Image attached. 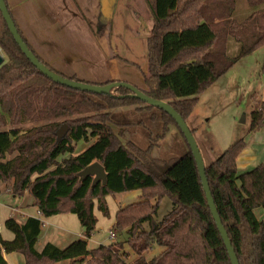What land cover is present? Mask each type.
<instances>
[{
	"label": "trees",
	"instance_id": "16d2710c",
	"mask_svg": "<svg viewBox=\"0 0 264 264\" xmlns=\"http://www.w3.org/2000/svg\"><path fill=\"white\" fill-rule=\"evenodd\" d=\"M144 2L153 27L145 79L149 93L142 92L167 102L185 122L200 94L240 59L264 46V0H245L244 16H239V0ZM18 33L43 65L78 81L50 68ZM231 43L239 46L234 57L228 53ZM0 53L5 60L0 67V183H11L10 193L17 199L29 196L41 218L72 215L83 231L82 239L64 249L48 243L37 252L41 221L26 218L19 224L8 219L4 228L13 239L0 237V264H6L4 255L10 254L21 255L26 264H230L195 161L168 115L127 98L131 93L124 89L114 92L124 97L118 99L54 84L22 55L1 14ZM260 76L264 79V62ZM253 99L249 132L257 133L264 128V103ZM62 123H68L69 130L59 140L56 133ZM136 128L148 132L145 148L121 141ZM172 129L182 143L176 145L179 155L155 158L154 150ZM82 147L85 150L78 153ZM245 147L242 139L236 141L206 166L205 175L239 264H264V224L254 215L264 208V164L239 174L237 159ZM95 162L106 173L105 185L78 176ZM135 191L139 201L115 214L113 229L124 240L89 250L94 208L107 217L108 196ZM164 199L172 210L156 223ZM124 246L135 256L131 263L126 262ZM154 246L162 252L146 260Z\"/></svg>",
	"mask_w": 264,
	"mask_h": 264
},
{
	"label": "rangeland",
	"instance_id": "374dc122",
	"mask_svg": "<svg viewBox=\"0 0 264 264\" xmlns=\"http://www.w3.org/2000/svg\"><path fill=\"white\" fill-rule=\"evenodd\" d=\"M141 1L145 9V15L148 16V19H151L150 12L146 7L145 2H143L144 0ZM120 2L121 6L119 12H117L115 22L116 29L115 31H110L111 33L109 32V34L108 32L104 34V37L106 38V56L108 60L112 59L117 62V64L119 63V68H117L118 72H122L124 74L128 73V75H133V73L135 74V70L133 69V60L135 61L136 59V67L139 73L143 74L144 72L146 74L148 68L147 49L148 43L151 39L150 38L147 41L145 35L148 30L146 28L147 26L143 23L144 28L140 33V36L142 37L136 39L137 37L133 35V31L137 29V25L135 23L136 15L133 12L139 15V8L137 5L133 6V0H121ZM129 2H131V4ZM239 3V16H244L247 9L245 0H239ZM236 18L240 19L238 16H236ZM22 36L24 37L23 34ZM24 39L26 40L25 37ZM26 42L40 57V59L53 70L62 73L64 76H72L71 78H75L76 80H78L79 77L87 78L86 74L89 72L81 73V69L84 68L82 66V62L79 60L80 58H69L68 60L59 52L56 53V51H53L52 55L49 54L47 50H40L31 39H29V41L26 40ZM133 42L138 47L137 52H133ZM232 43L230 44L228 51L230 57H234L239 48L238 45ZM87 45L88 44L84 45V49H74L73 53L78 54L79 51L88 53L91 52L87 50ZM133 56H135L134 59ZM106 62L109 63V61ZM263 62L264 46H261L253 53L240 59L222 77H220L199 95L194 111L186 123L190 131L193 132V137L196 141L205 167L212 164L229 146L234 144L236 141L247 137L248 135L250 138L256 134L249 132V122L250 113L254 103L253 97L260 103H264V79L260 76V67ZM75 70L78 71L77 76H73ZM145 76L147 78V74ZM143 90L145 93H149V89L146 85L143 87ZM167 99L169 98L167 97ZM133 109L134 106L127 109V112L130 113ZM121 111H124L123 113L126 112L125 110ZM242 117H244V123L241 121ZM62 125L69 126L68 123H62ZM25 128L27 129L29 126L26 125ZM147 138V131L142 128H136L134 131L132 130L130 132H126L122 136L121 141H132L139 147L145 148L147 145ZM181 144L180 137L178 136L176 130L172 129L166 139L162 141L159 144V147L154 150L153 155L165 159L172 158L174 156L176 157L179 155L176 147ZM85 148L86 147L79 148L77 152L81 153ZM10 188L11 183H0V193H2L0 194V236L3 240L8 241L13 239V235L4 228V222L8 219H13L16 222L21 223L26 218L22 214H24V211L27 208V202H25L26 199L13 200ZM105 201L108 208L107 217L103 216L96 207L93 210L96 225L94 232L87 240V248L89 250L95 249L100 245L108 246L124 240V237H120V235L113 229L115 214L119 208H124L128 205L137 203L139 201V192L135 191L120 194L115 197L108 196ZM171 210V202L168 199H164L159 206L157 215L154 217V221L156 223H160L163 218L171 212ZM51 219H54L53 221L56 222L54 225L49 224V220ZM42 222H46L47 224L42 227V236L35 249L36 251L41 250L45 242V235H57V233H63L62 231H65V233L67 231L70 234H75L78 231H81V234L83 233L77 218L72 215H57L47 219H42ZM110 230L115 232L114 240L109 238ZM67 244L69 243L60 245V249L66 248ZM123 250L124 253L128 254L126 262L131 263L134 261L135 256L128 246H124ZM150 255L151 252H147L145 257H152V255ZM15 257L20 260V264H26L21 255L16 254ZM55 264H69V262H59Z\"/></svg>",
	"mask_w": 264,
	"mask_h": 264
},
{
	"label": "crops",
	"instance_id": "0c3cea01",
	"mask_svg": "<svg viewBox=\"0 0 264 264\" xmlns=\"http://www.w3.org/2000/svg\"><path fill=\"white\" fill-rule=\"evenodd\" d=\"M4 1L17 29L24 35L27 41L31 39L40 50H47L48 53L52 55L53 51H56V53L59 52L68 60L69 58H80L79 60L82 62L84 68L81 69V73H89L86 74L87 78L79 77L78 80L95 85H104L110 81L125 82L144 92L143 87L145 86V75L147 74V77L149 76L148 70L146 74L144 72L143 74H140L136 67L137 60L135 59V61L133 60L135 74H124L117 71L119 63L117 64V62L112 59L108 60L106 56V38L104 37V34L107 32L109 34L110 31H115L116 16L117 12L120 10L121 0ZM129 3L131 4V2ZM135 5L139 8V15L133 12L136 15L135 23L137 25V29L133 31V35L137 37L136 39L142 37L140 36V33L144 28L143 23H145L147 26L146 28L148 29L145 34L148 41L151 38L152 33V19H148V16L145 15V9L141 0H133V6ZM86 44H88L87 50L91 52L79 51L78 54L73 53L74 49H84V45ZM134 45L133 52H137L138 47ZM134 58L135 56H133V59ZM106 61H109V63ZM77 73L78 71L75 70L73 76H77ZM141 75L143 76V79ZM66 77L71 78L72 76ZM242 140L246 144V147L237 159V169L239 174L250 172L257 166L264 164V128L252 137L249 138L248 135L247 137L242 138ZM154 157L159 158L156 156ZM15 199L18 200L16 197H13V200ZM22 199H26L25 202H27V208L22 215L26 218L39 219L42 223L41 232L35 245L36 249L42 236V227L47 223L42 222L43 218H41L38 211L32 207V201H28L31 200L29 196H25ZM254 215L257 220L264 223V208L255 210ZM53 220L54 219L49 220V224L54 225L56 222ZM24 221L18 223L22 224ZM62 232L63 233H57V235H45L43 246L50 243L60 249V245L69 243L67 244L68 246L74 241L82 239L81 231H78L75 234H70L67 231L66 233L65 231ZM41 250L37 252H40ZM149 252H151L152 257H145L146 260H150L159 255L162 252V249L154 246ZM15 255L16 254L4 255L6 264H20V260L17 259Z\"/></svg>",
	"mask_w": 264,
	"mask_h": 264
},
{
	"label": "water",
	"instance_id": "95a60500",
	"mask_svg": "<svg viewBox=\"0 0 264 264\" xmlns=\"http://www.w3.org/2000/svg\"><path fill=\"white\" fill-rule=\"evenodd\" d=\"M0 14L1 17L6 24V27L9 31V34L12 36L16 46L19 48L22 55L27 59V61L45 78L52 81L54 84L71 89L73 91H79L83 93H90L93 95H104L112 98L122 99V96H115L114 92L118 89H124L129 91L131 94L127 96V98H131L137 100L139 102L144 103L145 105L156 108L166 115H168L176 124L181 134L183 135L187 146L192 154V157L195 161L196 169L199 175V179L201 182V187L205 195V200L207 203V207L209 209L212 220L214 221L216 230L221 238V241L224 245V248L227 252L228 259L230 264H239L236 254L231 246V242L225 231L221 219L217 213L216 206L211 196V192L208 186L207 178L205 175V169L202 156L196 144V141L193 137V133L190 131L187 123L179 116V114L165 101L155 100L151 97H148L145 93L125 82H110L104 85H95L84 83L80 81H72L67 78H63L57 73L48 69L45 65H43L35 55L30 51L29 47L23 41L22 37L18 33L17 27L13 22L11 15L7 9L6 3L4 0H0ZM4 57L0 53V67L4 64ZM242 123H244V117H242ZM68 126L62 125L56 133L57 138L60 140L68 133ZM80 179H85L88 177L93 178V184L101 182L102 185L106 184V173L103 167L98 163H93L90 166L86 167L83 171L79 173Z\"/></svg>",
	"mask_w": 264,
	"mask_h": 264
},
{
	"label": "built area",
	"instance_id": "2783aa9c",
	"mask_svg": "<svg viewBox=\"0 0 264 264\" xmlns=\"http://www.w3.org/2000/svg\"><path fill=\"white\" fill-rule=\"evenodd\" d=\"M109 238H110L111 240H114V239H115V232H114L113 230H110V231H109Z\"/></svg>",
	"mask_w": 264,
	"mask_h": 264
}]
</instances>
